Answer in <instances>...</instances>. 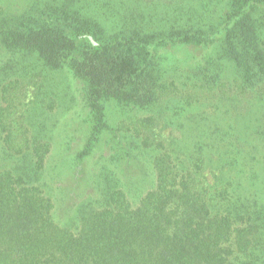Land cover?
<instances>
[{
	"label": "trees",
	"instance_id": "16d2710c",
	"mask_svg": "<svg viewBox=\"0 0 264 264\" xmlns=\"http://www.w3.org/2000/svg\"><path fill=\"white\" fill-rule=\"evenodd\" d=\"M159 3L152 23L126 0H0V264H264V0ZM65 70L94 118L81 158L109 127L103 99L151 112L123 129L150 156L151 186L136 200L141 180L101 165L76 226L45 182ZM32 83L41 93L20 109ZM162 102L180 116L169 144L149 128Z\"/></svg>",
	"mask_w": 264,
	"mask_h": 264
},
{
	"label": "rangeland",
	"instance_id": "374dc122",
	"mask_svg": "<svg viewBox=\"0 0 264 264\" xmlns=\"http://www.w3.org/2000/svg\"><path fill=\"white\" fill-rule=\"evenodd\" d=\"M126 2L128 5L143 9L145 16L152 23L159 22L165 16L159 0H126ZM155 4H157L156 7H154ZM149 12H152L151 17H149ZM141 14L143 12L137 11L139 19L143 18ZM59 73L61 74L58 90L53 87L52 89L65 92L69 96L68 103L56 110L54 115L55 122L51 131L53 147L46 161L45 182L54 203L53 212L57 220L61 224L76 226L79 206L95 195L92 179L98 173L101 165L118 166L128 176V179L141 180V185L136 184L137 188L132 189V196L136 200L140 190L151 186L155 174L149 165L151 163L150 156L139 155L137 151V146L140 144L139 138L131 135L134 133L132 130H123L130 128L129 126L131 129L135 128L133 125H129L131 118L146 117L151 112L140 110L138 106L118 97L103 99L104 119L109 127L99 135L91 153L81 158L78 154L84 150L91 136L94 118L85 98L84 84L78 79H73L68 70ZM40 88L42 86L35 85V83L26 87L27 92L22 99L20 109L28 108L34 95L41 93L37 91ZM165 105L164 102L159 104L161 117L155 126L149 128H152L151 134L155 137V141L164 140L166 144H169L180 134V131L174 128V124L169 122L180 116L174 114L175 110L171 111L169 108H165ZM213 105V102L208 101L204 107L210 113L213 112ZM204 112L206 111L199 106L194 113L198 116ZM123 133L131 136H125ZM120 139L123 140L122 144L119 143ZM123 146L130 147L131 155L124 151ZM261 159L264 160V155Z\"/></svg>",
	"mask_w": 264,
	"mask_h": 264
}]
</instances>
